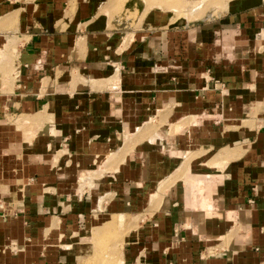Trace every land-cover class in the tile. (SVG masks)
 Instances as JSON below:
<instances>
[{"label":"crops","instance_id":"crops-1","mask_svg":"<svg viewBox=\"0 0 264 264\" xmlns=\"http://www.w3.org/2000/svg\"><path fill=\"white\" fill-rule=\"evenodd\" d=\"M224 1L121 31L106 0H0V129L33 118L39 145L0 264H264V0Z\"/></svg>","mask_w":264,"mask_h":264},{"label":"rangeland","instance_id":"rangeland-1","mask_svg":"<svg viewBox=\"0 0 264 264\" xmlns=\"http://www.w3.org/2000/svg\"><path fill=\"white\" fill-rule=\"evenodd\" d=\"M209 1H211V3ZM213 1L106 0L101 13L106 15L111 30L136 31L144 27L143 24H145L149 18V14H155L156 12L163 14V19L166 20L168 28L179 29L185 27V25L190 26L191 24H199L200 22L214 19L220 14V10H225L226 1ZM205 2H209L210 4L208 5V3L206 4ZM212 11L213 15L209 14ZM11 33L13 34V32ZM16 40L18 42L17 44L14 42ZM20 43L22 42L19 40L18 35H13L5 38L0 48V79L1 82L3 81V87L10 86V80L13 78L14 71L13 53L16 50V46ZM56 82H58L57 79ZM8 83L9 85L7 86ZM75 85H77V82ZM32 119L33 118H28L23 115L7 116L3 118L4 122L2 125L4 128L1 129L4 130L0 129V205L7 202V194L8 199H10L12 203L17 202V193H15L14 188H20L21 182H19V179L22 177H20V175L24 173V168L26 163H29L31 154L35 155L37 152L36 148H38L37 146L39 145L35 143L32 144L33 138L29 139V132L31 130L28 128L29 126L25 127L24 125L37 122ZM44 121L47 122V119L42 118L38 120V122ZM20 124H22V127L15 130L14 125L19 126ZM41 130L42 129L38 130L37 134H40ZM172 134L173 131L170 129L169 135ZM25 141L28 143H25ZM54 160L55 162L59 161L60 155H57V157L54 156ZM2 190L5 192H2ZM102 263L104 264V262Z\"/></svg>","mask_w":264,"mask_h":264},{"label":"bare ground","instance_id":"bare-ground-1","mask_svg":"<svg viewBox=\"0 0 264 264\" xmlns=\"http://www.w3.org/2000/svg\"><path fill=\"white\" fill-rule=\"evenodd\" d=\"M212 1H213V0H212ZM209 2L211 3V1H209ZM209 2H207V3H208V5L210 4ZM213 2H214V1H213ZM205 3H206V2H205ZM207 3H206V4H207ZM204 7H205V5H204ZM116 223H117V222H116ZM113 226H114V225H113ZM112 228H113V227H112Z\"/></svg>","mask_w":264,"mask_h":264}]
</instances>
